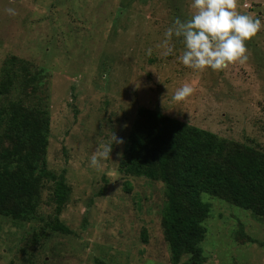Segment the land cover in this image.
Returning a JSON list of instances; mask_svg holds the SVG:
<instances>
[{
  "label": "rangeland",
  "instance_id": "rangeland-1",
  "mask_svg": "<svg viewBox=\"0 0 264 264\" xmlns=\"http://www.w3.org/2000/svg\"><path fill=\"white\" fill-rule=\"evenodd\" d=\"M190 3L0 0V70L11 55L44 69L39 95L50 116L47 165L71 186L59 215L70 233L52 227V180L42 188L34 219L0 215V264H170L162 225L165 183L120 169L142 106L264 152V28L247 41L246 62L193 71L177 59L182 38L173 36L172 55L157 48L175 18L191 17ZM238 11L264 23V0H238ZM184 83L195 91L176 102L172 97ZM4 100L0 95V106ZM113 133L124 143L113 142L104 170L97 171L90 157ZM11 145L0 138V151ZM202 199L211 204L203 264H264V217L225 197L203 193Z\"/></svg>",
  "mask_w": 264,
  "mask_h": 264
},
{
  "label": "trees",
  "instance_id": "trees-1",
  "mask_svg": "<svg viewBox=\"0 0 264 264\" xmlns=\"http://www.w3.org/2000/svg\"><path fill=\"white\" fill-rule=\"evenodd\" d=\"M44 69L16 55L0 70L2 140L12 142L0 151V215L30 221L37 215L42 188L54 182L56 231L70 233L60 221L71 186L64 173L48 168L50 116L45 105ZM17 92L15 96L13 94ZM120 169L127 175L162 181L167 200L162 213L170 264H203V248L211 204L203 193L225 197L232 204L264 217V152L239 146L217 133L160 109L142 106L128 137ZM104 189L100 191L103 193Z\"/></svg>",
  "mask_w": 264,
  "mask_h": 264
},
{
  "label": "clouds",
  "instance_id": "clouds-1",
  "mask_svg": "<svg viewBox=\"0 0 264 264\" xmlns=\"http://www.w3.org/2000/svg\"><path fill=\"white\" fill-rule=\"evenodd\" d=\"M190 8L194 11L189 19L175 18L166 29L164 38L157 45L163 56L173 54V36L182 38L184 48L177 57L180 63L193 71L211 68L221 71L234 62L244 63L249 59L247 41L264 28L258 16L238 11V0H191ZM15 15V9H6ZM152 54V49L147 50ZM189 83L182 84L172 99L184 101L194 93ZM113 142L123 144L122 138L113 133L108 143L98 145L90 157V166L97 171L104 170L103 161L110 158ZM122 158L123 153H118Z\"/></svg>",
  "mask_w": 264,
  "mask_h": 264
}]
</instances>
